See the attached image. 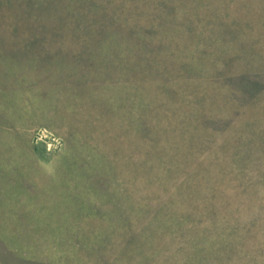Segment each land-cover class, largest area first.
Returning a JSON list of instances; mask_svg holds the SVG:
<instances>
[{"label":"rangeland","instance_id":"rangeland-1","mask_svg":"<svg viewBox=\"0 0 264 264\" xmlns=\"http://www.w3.org/2000/svg\"><path fill=\"white\" fill-rule=\"evenodd\" d=\"M0 264H264V0H0Z\"/></svg>","mask_w":264,"mask_h":264}]
</instances>
